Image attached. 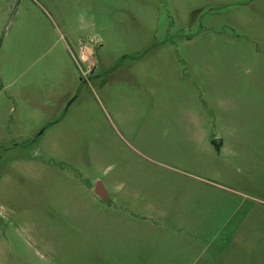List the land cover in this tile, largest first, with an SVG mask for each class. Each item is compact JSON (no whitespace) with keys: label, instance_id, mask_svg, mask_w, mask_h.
<instances>
[{"label":"rangeland","instance_id":"rangeland-1","mask_svg":"<svg viewBox=\"0 0 264 264\" xmlns=\"http://www.w3.org/2000/svg\"><path fill=\"white\" fill-rule=\"evenodd\" d=\"M0 264H264V0H0Z\"/></svg>","mask_w":264,"mask_h":264},{"label":"water","instance_id":"water-1","mask_svg":"<svg viewBox=\"0 0 264 264\" xmlns=\"http://www.w3.org/2000/svg\"><path fill=\"white\" fill-rule=\"evenodd\" d=\"M94 193L98 197H100V198H102V199H104L106 201H108V199H109L108 195H107V191L105 190L103 184L100 181H97L95 183V185H94Z\"/></svg>","mask_w":264,"mask_h":264}]
</instances>
